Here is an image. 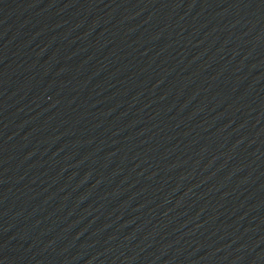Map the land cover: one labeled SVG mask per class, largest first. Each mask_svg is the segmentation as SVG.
I'll list each match as a JSON object with an SVG mask.
<instances>
[{
	"label": "water",
	"instance_id": "water-1",
	"mask_svg": "<svg viewBox=\"0 0 264 264\" xmlns=\"http://www.w3.org/2000/svg\"><path fill=\"white\" fill-rule=\"evenodd\" d=\"M0 264H264V0H0Z\"/></svg>",
	"mask_w": 264,
	"mask_h": 264
}]
</instances>
